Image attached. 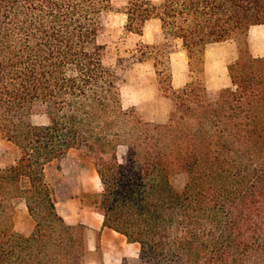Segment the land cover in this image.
Returning a JSON list of instances; mask_svg holds the SVG:
<instances>
[{
  "label": "trees",
  "instance_id": "obj_1",
  "mask_svg": "<svg viewBox=\"0 0 264 264\" xmlns=\"http://www.w3.org/2000/svg\"><path fill=\"white\" fill-rule=\"evenodd\" d=\"M114 10L113 0H0V264H105L87 226L57 210L47 172L71 155L101 185L82 204L138 245L137 264H264V55L249 45L264 0H128L126 31L142 36L155 20L159 33L109 64ZM227 41L230 86L211 91L206 50ZM178 49L190 77L181 88ZM136 62L170 101L165 123L124 106ZM20 203L29 235L14 229Z\"/></svg>",
  "mask_w": 264,
  "mask_h": 264
},
{
  "label": "rangeland",
  "instance_id": "obj_2",
  "mask_svg": "<svg viewBox=\"0 0 264 264\" xmlns=\"http://www.w3.org/2000/svg\"><path fill=\"white\" fill-rule=\"evenodd\" d=\"M128 0H113L115 10L108 16L107 28L102 41L107 44V63L114 64L118 57H129L139 42L152 43L159 33L158 21L147 23L144 34L138 36L125 29L126 15L123 9ZM249 45L256 56L264 55V26H253L249 32ZM237 58V46L233 41L211 44L205 54L207 86L211 91L230 86L227 65ZM173 82L181 88L190 79L187 57L184 51L172 54ZM125 107H135L138 113L153 123L168 120L170 101L158 93L155 73L151 65L136 62L126 74V82L121 86ZM33 123L46 121L42 114H34ZM9 151L0 141V168L5 166L4 156ZM48 181L54 188L57 210L69 223H84L88 228V243L92 250L98 246L105 264H122L123 258L129 264H137L138 245L127 243L124 236L103 227L100 214L91 211L81 202L84 192L97 193L101 185L96 171L82 165L76 155L61 161L47 172ZM35 226L24 203L17 205L14 229L29 235Z\"/></svg>",
  "mask_w": 264,
  "mask_h": 264
}]
</instances>
